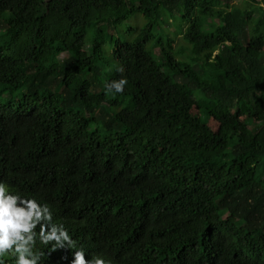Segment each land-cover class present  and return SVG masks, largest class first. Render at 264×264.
<instances>
[{
	"label": "trees",
	"instance_id": "trees-1",
	"mask_svg": "<svg viewBox=\"0 0 264 264\" xmlns=\"http://www.w3.org/2000/svg\"><path fill=\"white\" fill-rule=\"evenodd\" d=\"M0 181L39 264H264V0H0Z\"/></svg>",
	"mask_w": 264,
	"mask_h": 264
},
{
	"label": "clouds",
	"instance_id": "clouds-1",
	"mask_svg": "<svg viewBox=\"0 0 264 264\" xmlns=\"http://www.w3.org/2000/svg\"><path fill=\"white\" fill-rule=\"evenodd\" d=\"M116 71L123 72V68L117 67ZM127 83L124 77L108 81L105 91L113 95L122 93ZM37 238L42 244L51 242L53 249L74 246L63 225L53 223L52 212L46 203L14 194L0 181V264H8V256H11L12 264H39L41 254L34 251ZM73 255L71 264H107L101 257L92 256L86 261L84 251Z\"/></svg>",
	"mask_w": 264,
	"mask_h": 264
},
{
	"label": "rangeland",
	"instance_id": "rangeland-1",
	"mask_svg": "<svg viewBox=\"0 0 264 264\" xmlns=\"http://www.w3.org/2000/svg\"><path fill=\"white\" fill-rule=\"evenodd\" d=\"M236 1V0H234ZM138 16V15H137ZM137 16H131L129 19H127L125 22H123L121 25H119L117 27V30H115V35L117 37H119L120 39H131L132 36L129 35V33H126L127 31V28L129 26H135V24H137V26L142 22V19L141 17H137ZM137 17V19H136ZM167 30L169 32H172L173 31V27L172 26H168ZM170 36L172 37V35L170 34ZM129 37V38H128ZM174 38V44H173V47L175 48L178 44H181L183 43V40H182V37L181 35H175L173 36Z\"/></svg>",
	"mask_w": 264,
	"mask_h": 264
}]
</instances>
